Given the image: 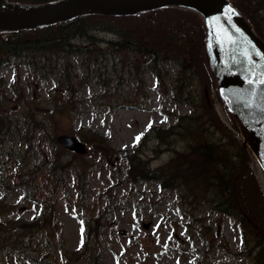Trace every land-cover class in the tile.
<instances>
[{"label": "rangeland", "instance_id": "374dc122", "mask_svg": "<svg viewBox=\"0 0 264 264\" xmlns=\"http://www.w3.org/2000/svg\"><path fill=\"white\" fill-rule=\"evenodd\" d=\"M251 21L264 41V15L259 12ZM115 51L70 66L69 87L61 86L53 62L50 68L40 64L37 70L27 62L1 70L0 110L4 105L14 126L31 114L26 107L34 96L43 101L39 118H44L49 103L61 99L56 96L57 83L70 105L51 128L46 126L48 135L43 139L34 133L30 120L28 138L34 135L30 145H21L16 137L4 139L0 164L6 173L11 169L4 160L11 157L24 160L25 173L43 178L45 168L40 167L53 152L50 139L62 133L80 135L87 151L76 158L71 152L62 153L64 162L84 169V192L78 195L67 180L51 219L56 227L48 225V232L37 237V252L31 249L29 257L6 256L0 264H93L95 260L99 264H256L253 244L246 243L235 219L206 207L194 208L154 180L128 177L127 156L135 150L152 167L169 159L171 153L154 137L155 131L139 147L141 138L151 128L167 129L190 114L192 106L184 100L195 89L187 79L188 88L182 91L173 63L161 64L156 77L148 68L134 66L140 64V55ZM205 77L209 83L206 70ZM213 92L219 116L229 123L225 100ZM258 158L253 155L251 169L264 194V165ZM9 204L6 221H28L41 211L40 205L24 200L18 191L11 193ZM44 251L46 255L40 256Z\"/></svg>", "mask_w": 264, "mask_h": 264}, {"label": "trees", "instance_id": "16d2710c", "mask_svg": "<svg viewBox=\"0 0 264 264\" xmlns=\"http://www.w3.org/2000/svg\"><path fill=\"white\" fill-rule=\"evenodd\" d=\"M10 1L42 4L54 0ZM228 1L258 32L255 21L254 25L251 20L259 12L264 15V0ZM206 43L207 28L203 17L183 7L164 6L127 17L89 14L34 30L0 32V71L5 66L26 62L35 70L40 64L50 68L53 62L58 67L59 80H63L61 86L69 87L70 66L109 51L116 50L125 56L128 53L140 55V64L134 63V66L148 68L158 76L161 64L173 63L182 91L188 88L185 81L192 80L190 85L195 94L189 90L184 100L192 106V112L181 116L170 128L157 130V140L171 153L167 161L152 169L148 160L132 154L128 157L129 174L133 178L159 181L162 188L177 191L180 198L194 208L206 207L213 213L236 219L242 226L246 243L253 244L251 253L255 254V263L264 264V194L251 169L255 151L249 145V132L240 116L229 110V123H225L217 112L213 90L221 99L224 97L210 67ZM205 70L211 76L209 83ZM55 90L61 99L53 97L49 103L51 108H45L42 119L39 112L44 109L41 107L43 101L36 96L27 102L26 110L31 114L16 126L2 105L0 144L6 137H16L22 145L30 144L34 137L28 138L32 124L34 133L38 132L41 139L46 137L47 127H52L56 117L69 112L70 105L63 100L58 83ZM29 120L32 124L27 122ZM52 138L50 142L54 143ZM57 146L54 143L53 153L42 162L40 168L46 169L43 171L46 176L40 181H36L39 175L25 173L23 159L7 157L5 162L9 163L10 173H6V168L0 169L4 171L0 172V262L10 255L28 257L35 248L37 236L52 224V215L45 208L29 221L2 220L13 191L20 190L29 201L46 202L52 208L57 203L65 174L80 184L81 172L64 162L62 153L65 151ZM53 227H56L54 220ZM93 264L99 262L95 260Z\"/></svg>", "mask_w": 264, "mask_h": 264}, {"label": "water", "instance_id": "95a60500", "mask_svg": "<svg viewBox=\"0 0 264 264\" xmlns=\"http://www.w3.org/2000/svg\"><path fill=\"white\" fill-rule=\"evenodd\" d=\"M7 5L0 0V31L31 30L83 14L127 16L162 6L196 10L207 21L209 54L228 97L242 117L251 116L264 125V46L226 0H59L18 10ZM57 141L85 152L75 137L61 135Z\"/></svg>", "mask_w": 264, "mask_h": 264}, {"label": "bare ground", "instance_id": "6f19581e", "mask_svg": "<svg viewBox=\"0 0 264 264\" xmlns=\"http://www.w3.org/2000/svg\"><path fill=\"white\" fill-rule=\"evenodd\" d=\"M7 6L14 10L23 9L22 6L15 4ZM244 119L250 129L251 142L252 144H254L258 152H260L261 157L264 161V125L262 123L257 122L254 118L248 115H245Z\"/></svg>", "mask_w": 264, "mask_h": 264}, {"label": "snow or ice", "instance_id": "6c2138e0", "mask_svg": "<svg viewBox=\"0 0 264 264\" xmlns=\"http://www.w3.org/2000/svg\"><path fill=\"white\" fill-rule=\"evenodd\" d=\"M262 83H264V81H261ZM139 139V137H137V140Z\"/></svg>", "mask_w": 264, "mask_h": 264}]
</instances>
